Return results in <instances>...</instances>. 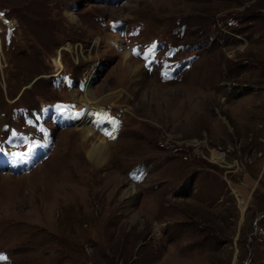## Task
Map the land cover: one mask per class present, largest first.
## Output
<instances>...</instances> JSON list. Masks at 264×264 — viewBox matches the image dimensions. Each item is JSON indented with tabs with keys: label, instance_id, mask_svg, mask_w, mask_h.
<instances>
[{
	"label": "rangeland",
	"instance_id": "rangeland-1",
	"mask_svg": "<svg viewBox=\"0 0 264 264\" xmlns=\"http://www.w3.org/2000/svg\"><path fill=\"white\" fill-rule=\"evenodd\" d=\"M0 13V264H264V0ZM89 97L98 138L115 129L125 147L98 167L82 149L76 191L55 192ZM34 152L30 169L6 167Z\"/></svg>",
	"mask_w": 264,
	"mask_h": 264
},
{
	"label": "bare ground",
	"instance_id": "bare-ground-1",
	"mask_svg": "<svg viewBox=\"0 0 264 264\" xmlns=\"http://www.w3.org/2000/svg\"><path fill=\"white\" fill-rule=\"evenodd\" d=\"M123 58L124 59L121 62L122 69L128 71V73L136 72L137 69H139L138 65H135V62L130 57H128V53L123 52ZM55 62L56 64L62 65V62L58 58H55ZM87 92H91L89 86L87 88ZM91 101V97H89L88 101L85 104L86 108L82 110V116L80 117V123L78 124L77 133L65 136L64 138V146L62 149H68L69 151H72L73 156L75 157V160L73 161L75 164L73 165V162H69V165H67V169L59 165L55 177L54 174H52V176L50 174L51 182L56 180L59 181V185H54L52 187L55 192L56 190L61 192L65 189L67 192H69V194H73L76 191V184H71L67 182V180L71 179L73 176L72 168H75V170L84 168L82 165V160L80 159L81 154L84 152L82 149H85L87 154L92 159L96 157V161L93 160L92 162L95 163L98 167L103 162L102 155L100 154L108 153L110 149H112L113 145L119 144L120 147H125L120 144L121 137H118L117 140L114 139L113 136L117 134L115 129L112 130L109 135L100 136L98 138V132L96 129L98 125L100 126V124L103 123V118H98L97 113L92 111L98 109V107L93 105ZM92 116H94V120L93 118H91ZM13 141H15L14 138ZM71 149H74L75 151ZM64 157L65 155L63 154V156L60 157V162L64 159ZM90 168L91 171H89L88 174L89 179L93 177V173L95 171V168L92 164L90 165ZM65 182H67L68 184H65Z\"/></svg>",
	"mask_w": 264,
	"mask_h": 264
},
{
	"label": "snow or ice",
	"instance_id": "snow-or-ice-1",
	"mask_svg": "<svg viewBox=\"0 0 264 264\" xmlns=\"http://www.w3.org/2000/svg\"><path fill=\"white\" fill-rule=\"evenodd\" d=\"M0 15H3L2 13H0Z\"/></svg>",
	"mask_w": 264,
	"mask_h": 264
}]
</instances>
